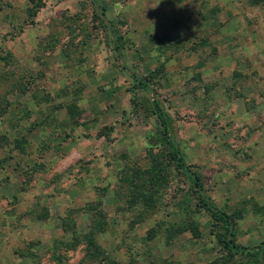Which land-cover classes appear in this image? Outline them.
<instances>
[{
  "label": "rangeland",
  "instance_id": "374dc122",
  "mask_svg": "<svg viewBox=\"0 0 264 264\" xmlns=\"http://www.w3.org/2000/svg\"><path fill=\"white\" fill-rule=\"evenodd\" d=\"M95 2L0 0V264H255L110 39L235 241L264 248V0Z\"/></svg>",
  "mask_w": 264,
  "mask_h": 264
},
{
  "label": "trees",
  "instance_id": "16d2710c",
  "mask_svg": "<svg viewBox=\"0 0 264 264\" xmlns=\"http://www.w3.org/2000/svg\"><path fill=\"white\" fill-rule=\"evenodd\" d=\"M93 8L96 11V2L91 0ZM97 13V11H96ZM103 12L99 13L101 15ZM110 37H112V30H108ZM110 47L113 53V57L118 63L119 67L128 74V76L136 82V84L142 88L146 93L150 95L149 105L150 110L154 116L155 122L158 127V132L161 139L167 145L169 156L171 161L174 163L175 167L187 178L190 182L194 193L196 194V205L204 209L210 216V218L221 224L222 228V244L230 250L245 254H255L256 263L264 264V248L260 246L245 247L238 244L234 239V222L233 217L225 212L224 210L218 208L206 195L202 183L198 175L191 170L190 165L186 164L183 155L180 152L178 144L176 143L173 135L171 134L163 111L158 104L157 100L153 97V90L151 89L150 82L147 79L137 77L135 74L130 72L124 65L118 61V46L114 38L110 39ZM84 236L89 240L90 232L88 231Z\"/></svg>",
  "mask_w": 264,
  "mask_h": 264
},
{
  "label": "clouds",
  "instance_id": "9594fccd",
  "mask_svg": "<svg viewBox=\"0 0 264 264\" xmlns=\"http://www.w3.org/2000/svg\"><path fill=\"white\" fill-rule=\"evenodd\" d=\"M160 2V0H157V4Z\"/></svg>",
  "mask_w": 264,
  "mask_h": 264
}]
</instances>
